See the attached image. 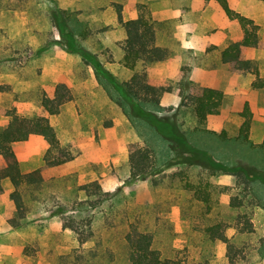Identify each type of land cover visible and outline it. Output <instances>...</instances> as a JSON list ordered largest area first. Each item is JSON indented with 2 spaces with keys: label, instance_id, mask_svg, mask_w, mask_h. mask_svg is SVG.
Masks as SVG:
<instances>
[{
  "label": "rangeland",
  "instance_id": "1",
  "mask_svg": "<svg viewBox=\"0 0 264 264\" xmlns=\"http://www.w3.org/2000/svg\"><path fill=\"white\" fill-rule=\"evenodd\" d=\"M227 3L260 26L264 42V0ZM116 6L123 22L149 16L155 45L169 53L164 62L136 69L152 85L171 87L174 93L167 95L179 99L141 106L153 115L147 121L138 110L124 111L112 87L100 82L79 53L95 56L114 83L129 80L132 73L122 64L126 34ZM61 21L66 22L64 33L73 32L74 52L59 30ZM203 34L215 42L204 44ZM240 35L238 25L212 0H0V131L15 117L38 119L55 134L52 162L63 161L45 168L49 145L39 135L11 145L20 173L45 168L44 181L37 188H20L25 218L18 226L12 223L17 218L10 199L14 187L3 182L0 264H128L124 237L130 226L151 235L162 260L264 264V184L245 188L203 162L187 164L191 155L178 150L181 140L169 141L158 133L166 127L172 134L168 125H175L192 147L216 163L264 170V149H250L235 126L220 132L205 129L178 96L187 82L201 87L191 80L198 62L215 63L219 51ZM248 59L247 73L264 65V50ZM59 83L67 86L72 100L48 116L41 101L51 99ZM211 123L220 126L218 117ZM200 130L206 134H198ZM131 144L152 152L155 166L148 178H130ZM4 166L0 156V169ZM92 183L99 188L90 186L88 193L80 189ZM206 196L207 203L202 200ZM231 199L241 206L230 207ZM215 225L227 244L205 234Z\"/></svg>",
  "mask_w": 264,
  "mask_h": 264
},
{
  "label": "trees",
  "instance_id": "2",
  "mask_svg": "<svg viewBox=\"0 0 264 264\" xmlns=\"http://www.w3.org/2000/svg\"><path fill=\"white\" fill-rule=\"evenodd\" d=\"M214 1L221 7L229 20L236 21L239 24L243 33L241 41L230 44L220 52V60L223 64H227L232 72L243 73L250 67L249 61L245 59V52L251 48L264 47V44L260 42L258 37L259 27L251 19L230 10L226 0ZM116 14L117 20L124 28L126 34L122 45V64L124 68L132 73L129 80L124 83H114L109 79L101 66L95 62V56L92 58L83 51H79V53L86 63L92 64L95 73L100 77V82H103L104 85L108 83L112 87L114 91L113 96L116 98L118 105L129 113L134 110L140 111L143 115L141 119L147 121L146 119H151L153 115L147 114L141 106H158L164 94H171L174 91L171 87L152 85L147 75L143 71H137L136 69L139 64L145 67L164 62L169 58V53L166 49L155 45L154 29L152 28L149 16L140 14L134 20L123 22L120 6H116ZM65 26V21H61L58 24L59 30L62 33H64ZM64 37L67 40V49L70 52H74L73 32L69 30V32L64 33ZM250 72L256 74L255 69ZM252 86L256 89H264V79L256 77ZM178 96L181 99L182 106L191 108L199 124H203L209 116L218 115L223 99L221 92L197 87L190 82L185 83L180 88ZM71 100L72 95L70 90L65 84L59 83L54 89L53 97L42 100L41 106L48 116H54L59 113L60 107L71 102ZM249 116L248 106L245 105L243 112L240 114V117L243 118V123L238 132L239 139L243 143H248ZM163 126L166 125L164 124ZM165 128H158V133L161 136L169 138V141H172V139L181 140L179 145L182 148H178V150L180 152H188L191 155L187 164H193L198 161L203 162L204 166H209L214 170H219L233 176L245 188H249L254 182L264 184V170L243 163L237 166L218 164L206 152L192 147L187 138L183 134L180 135L178 133L175 125H172V128L168 125V131L170 130L172 134L168 133ZM30 135L42 136L49 145L44 157L45 168L63 163V161L52 162L50 153L55 145V134L51 127L42 125L38 119L28 120L15 117L8 123L5 129L0 131V156L5 160V166L0 169V191L2 190L3 182L6 180L14 187V191L10 195V199L15 207V214L17 215V218L12 222L14 226H18L19 220L25 218V208L21 194L19 193L20 188L22 186L37 188L44 181L42 172L45 168H40L29 174H21L15 156L11 151L13 143L24 142ZM260 148L264 149V140ZM127 155L131 179H145L153 173L155 164L153 154L149 149L138 148L136 145L131 144L127 148ZM90 186L94 190L99 188L97 184L92 183L88 186H82L80 189L88 193ZM195 197L196 199H201L199 195H195ZM202 200L207 203L208 197L206 196ZM240 206V204L235 203L234 199H231L230 207L238 208ZM241 218L243 217H238L237 219L240 220ZM247 230L249 232L250 228ZM204 232L210 241L218 240L224 244L228 243L227 238L221 232L220 225L208 227ZM124 240L127 246L128 264H183L176 260H162L160 253L153 248L151 235L140 232L135 226L129 227Z\"/></svg>",
  "mask_w": 264,
  "mask_h": 264
},
{
  "label": "crops",
  "instance_id": "3",
  "mask_svg": "<svg viewBox=\"0 0 264 264\" xmlns=\"http://www.w3.org/2000/svg\"><path fill=\"white\" fill-rule=\"evenodd\" d=\"M219 8L221 9L220 6ZM229 9L232 10L230 7ZM232 11L235 12L234 10ZM252 21L259 27L258 37L260 42L264 44V42H262L260 39V26L254 20ZM233 22L238 25L241 31L240 37L237 39V41L233 42L236 43L241 41L243 33L239 24L236 21ZM203 38L204 42L206 41L204 44H213L215 42L213 38L209 39L204 34L201 39L203 40ZM222 50L219 51L215 63H209L207 61L206 64H203V61H200V63L198 62L197 65L193 67L194 73L191 75V80L193 82L200 84L201 87L219 91L223 95L218 115L207 117L202 127L213 132H220L223 129H228L235 126L236 130L239 132V129L243 123V118L240 117V114L243 112L245 105H247L250 114V124L248 130V143L245 144L250 149H261L260 146L264 140V89L253 88L252 84L256 77L259 79H264V65L263 63H259V65L256 66V74H253L252 72L247 73V71L243 73L232 72L227 64H223L220 60V52ZM262 50H264V47L251 48L247 50L245 52V59L249 60L248 58H250V54L252 52H260ZM178 100L179 99L174 96H168L165 94L162 96L160 104L163 106V104L167 101L171 103H178ZM217 117L220 120V126H216L215 124L211 123L213 118ZM198 134L205 135L206 132L204 130H200ZM236 137L237 136L234 138ZM201 146L205 147L206 145L201 143Z\"/></svg>",
  "mask_w": 264,
  "mask_h": 264
}]
</instances>
